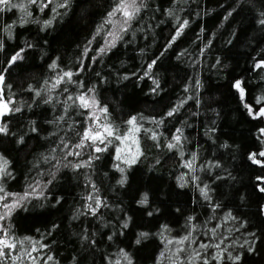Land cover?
<instances>
[{
	"label": "trees",
	"instance_id": "1",
	"mask_svg": "<svg viewBox=\"0 0 264 264\" xmlns=\"http://www.w3.org/2000/svg\"><path fill=\"white\" fill-rule=\"evenodd\" d=\"M43 2V11L40 0H11L22 7L0 11V91L20 109L2 119L9 132L0 134V155L11 175L0 195H15L0 201V215L28 194L0 221L16 243L0 264H127L121 250L132 264H175L180 247V264H264V167L249 159L264 161V117L255 116L264 108V66H256L264 62V0H144L110 47L104 22L119 0ZM20 49L23 59L10 65ZM64 72L71 81L53 88ZM84 93L108 109L121 136L137 118L139 155L131 139H112L99 153L74 149L93 124L92 110L73 103ZM176 135L181 142L169 149ZM73 150L80 155L67 154ZM132 156L136 163H124ZM140 233L147 236L137 244ZM189 235L194 243H176Z\"/></svg>",
	"mask_w": 264,
	"mask_h": 264
},
{
	"label": "snow or ice",
	"instance_id": "2",
	"mask_svg": "<svg viewBox=\"0 0 264 264\" xmlns=\"http://www.w3.org/2000/svg\"><path fill=\"white\" fill-rule=\"evenodd\" d=\"M48 2L50 3L51 0H48ZM30 4H36L38 3V0H29ZM0 11H3L5 7L9 8V10L12 7H22L20 5H13L11 4V0H0ZM48 4L44 3L43 0H40V11H43V9L45 7H47ZM61 7H64L66 5H60ZM146 5L144 4V0H119L117 7L114 9V11L112 13H109V16L115 15L116 12H119L123 15V17L125 18V23L130 22L131 20H133L136 15L141 11V9L143 7H145ZM171 14V13H170ZM27 15H30V13H27ZM22 23H26L27 20L25 19H21ZM110 22V21H109ZM51 21L46 22L47 24H50ZM261 24H264V20L260 21ZM187 25V21H184L183 25L181 26V28L176 32V37H178L181 34V31L183 30V26ZM109 36H113V33H109ZM175 39V37L173 38ZM114 42H115V37L113 39V43L110 46H114ZM0 48H2V45H0ZM107 49L106 48H101L100 52L104 53ZM24 51V49H20V51H18L15 55H13L10 58L9 64H13L15 63L17 60L23 59L21 53ZM155 63V61H153V64ZM257 67H262L264 66V62H261L259 64L256 65ZM50 67L52 68H56L57 65L55 63H53ZM149 69H151L152 65L148 66ZM73 73L72 72H64L62 76H59L58 79L56 80V83L52 85L53 88H55L59 83H61V81H63L65 78H68L69 81H71V77H72ZM147 75V73H146ZM3 74H0V83L3 82ZM154 83L156 84V87H159V82L158 81H154ZM242 82L241 81H236L233 85L234 88H236L241 96V99H243L245 91L243 89V87L241 86ZM67 89H65L66 91ZM92 90L90 89L89 92H91ZM153 91H155V89H153ZM37 95H39V93H37ZM69 100H73V98L71 96L68 97ZM76 101L79 102V106L84 108V109H92L91 113H90V118L93 119V124L89 125L83 132L81 139H80V143L76 144L74 146V149H82L84 148L86 145L89 147L93 148V151L96 153L102 152V151H106L107 148V144L112 143V139L115 140H119L122 143L124 141H128V140H132L133 143L137 144V155H139V148H138V142L135 139V134L138 133L140 131V128L137 126V122H136V117H132L127 121V124L130 126L128 128V131L121 136L118 132V130L109 122H107V112L108 109L106 107H100L99 106V102L95 99V96H89L88 93H84L79 95L78 97H76L75 100H73V103H76ZM47 102V101H46ZM12 103L11 100L5 102L3 101V97H2V91H0V134H4L7 135L9 130L7 127L6 123L2 122V119L4 116L10 114L12 111H20L19 108L16 109H12L9 107V105ZM249 107V111L250 114L252 113V109L250 106ZM177 111V108H173L171 111H169L167 113L168 116H172L175 112ZM97 113H99L100 115L104 116V122H101L100 119V115H98ZM256 117H264V108H261L259 112L255 113ZM33 131H35V129H33ZM262 134H264V129L260 130ZM177 132H180L179 129H177ZM152 139L155 140L157 139L156 135L153 134L152 135ZM174 140L176 143H169L167 145V147L169 149L175 148L179 145V143L181 142V135H176L174 136ZM21 142H22V138H21ZM61 143L64 145V147H68V145L64 142L61 141ZM104 144L105 147L101 148L99 145ZM122 149L121 148H117L116 152H117V156L116 159L120 160L122 159L120 153H121ZM68 155H76L79 156L80 152L77 150H73V151H69L67 153ZM181 155H183V153H181ZM260 157H264V151H261L259 153ZM98 159V157H96ZM136 158L137 156H132L130 159H125L124 163L126 164H134L136 163ZM249 159L257 165H260L262 167H264V161L257 159V154L256 153H252L249 156ZM81 166H90V161H85L83 165L81 164H76L74 165V167L79 168ZM187 168L191 169L193 167L192 162L188 161L186 162L185 165ZM121 172L124 171L123 168L119 169ZM11 174L8 172V161L2 156L0 155V181H2L6 176H10ZM258 180H261L262 183H264V178H258ZM120 184H124L125 180L121 179L119 181ZM208 186L205 185L202 189H201V193L204 196L205 199H209V195H208ZM258 190L262 193H264V186H258ZM4 192V188L2 183H0V193ZM9 195H15V194H9V193H4V195H0V201L6 200L7 197ZM28 194L26 193L24 196L19 197V199L15 200L12 204H3L2 207L4 209H6L7 211L4 212L2 215H0V221L4 220L5 217L10 216L11 212L14 208L20 206V202L22 200H26L27 199ZM92 197H89V200H91ZM97 207H92L91 204L88 205L89 210L91 211L92 215H95L96 212L98 211V208L101 204V201L99 199H97L95 201ZM139 203L141 205H146L148 203V196L147 194H144L143 198L139 201ZM149 215H152V213H148ZM191 219V218H189ZM125 228L128 226L127 223H125L123 225ZM213 232H215V230H213ZM147 233H140L139 237L137 238V240L135 241L137 244L140 243V237H146ZM85 239H87V237H85ZM109 239H111V237H109ZM14 238L10 237L8 234V228L5 227L3 224H0V258H4L6 256V252L5 250L7 249L8 251H11L13 249L16 248V243L13 242ZM185 241H191V236H185L183 237L181 240L177 241L176 243L179 245H183ZM194 243V241H191ZM20 243H23V241H21ZM91 243H95V241H91ZM168 243H172V241H168ZM41 247H44L43 245H41ZM199 247L201 249H207L209 247H213V245L210 244H203L201 243L199 245ZM215 248L218 249L217 255L215 257H213L216 260H220L223 256V251L219 250L220 249V245L217 244L214 246ZM33 250H36L35 248H33ZM184 251V249L182 247L177 248L176 254H177V260L175 261V264H180V259H179V253ZM251 251V249H250ZM29 256L31 255L30 253H27ZM121 256L122 259L125 260L127 262V264H132V260L131 258L128 256L127 253L123 252V250H121ZM200 256V252L196 251L195 254L193 256L190 257L191 260H196L197 258H199ZM20 256H16L14 257V259H20ZM49 260L52 259V257H48ZM229 259L233 260L234 262H238L241 257L240 255H236L235 257H232L231 254H229ZM117 264H119V261H117ZM204 264H208L207 260L204 261Z\"/></svg>",
	"mask_w": 264,
	"mask_h": 264
},
{
	"label": "rangeland",
	"instance_id": "3",
	"mask_svg": "<svg viewBox=\"0 0 264 264\" xmlns=\"http://www.w3.org/2000/svg\"><path fill=\"white\" fill-rule=\"evenodd\" d=\"M124 21H125V18L119 12H116L115 15L107 17V19L104 22V31H105L104 46L105 47H110V45H112L114 37H115V42H116L118 40V38L121 36L122 32L126 29L128 23H129V22L125 23ZM109 33H113L114 37L109 36ZM97 114L100 115L99 113H97ZM17 199H19V198H16L15 200H17Z\"/></svg>",
	"mask_w": 264,
	"mask_h": 264
},
{
	"label": "water",
	"instance_id": "4",
	"mask_svg": "<svg viewBox=\"0 0 264 264\" xmlns=\"http://www.w3.org/2000/svg\"><path fill=\"white\" fill-rule=\"evenodd\" d=\"M3 101H5V100H3ZM6 102V101H5Z\"/></svg>",
	"mask_w": 264,
	"mask_h": 264
}]
</instances>
